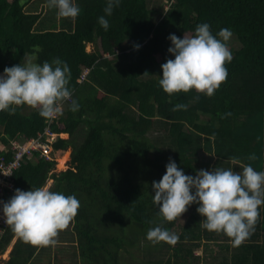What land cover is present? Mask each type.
Wrapping results in <instances>:
<instances>
[{
	"label": "trees",
	"instance_id": "obj_1",
	"mask_svg": "<svg viewBox=\"0 0 264 264\" xmlns=\"http://www.w3.org/2000/svg\"><path fill=\"white\" fill-rule=\"evenodd\" d=\"M44 1L33 12L25 0H0V72L30 57L36 63L58 57L70 67L69 87L79 109L70 111L65 102L63 115L50 125L67 135L53 147L58 153L71 149L70 167L52 173L55 162L36 154L22 161L13 181L14 191H28L53 179L50 190L79 200L71 230L55 238L72 246L73 264H201L195 251L212 243L234 249H217L204 264H264V204L251 235L233 246L223 232L202 227L197 204L181 214L187 220L180 226L179 217L166 221L152 198V182L165 173L169 158L193 176L200 169L240 172L246 164L264 171V0H121L105 17L107 31L97 20L105 15L106 0H74L80 8L75 18L59 17L53 7L47 14ZM162 2L167 9L151 5ZM201 23L213 35L229 28L241 45L225 64L227 79L211 97L194 89L169 95L158 83L161 65L174 58L168 37L192 36ZM176 104L187 108L173 111ZM27 106L0 111V158L10 161L15 143L49 127V118L38 108L25 112ZM204 115L209 119L203 121ZM156 226L179 239L148 240ZM16 236L8 226L0 254ZM50 248L18 237L7 264H36L38 251L47 255Z\"/></svg>",
	"mask_w": 264,
	"mask_h": 264
},
{
	"label": "clouds",
	"instance_id": "obj_2",
	"mask_svg": "<svg viewBox=\"0 0 264 264\" xmlns=\"http://www.w3.org/2000/svg\"><path fill=\"white\" fill-rule=\"evenodd\" d=\"M120 3L121 0H106L105 15L97 18L105 31L109 28L105 17L111 16ZM48 5L57 9L59 17L75 18L80 13L74 0H48ZM232 35L229 28L213 35L208 23L197 25L192 36L179 38L170 34L167 51L174 58L161 65L159 86L169 95L193 89L209 97L214 95L228 76L225 64L233 57L227 42ZM70 80L69 65L58 57L43 63L29 58L22 64L5 67L0 75V111L11 113L14 105L26 104L38 108L41 117L51 119L63 115L64 104L70 101L68 108L75 112L79 104L72 97ZM186 108V104H176L173 111ZM165 168L160 180L152 182V198L166 221L180 218L195 203L196 211L203 217L202 227L223 232L232 238L233 246L241 245L251 235L259 206L264 204V171L246 164L240 172L230 167L200 169L193 176L185 174L171 158ZM79 206L75 195L52 191L47 185L28 191L17 188L10 199L0 201V219L25 242L54 245L59 231L69 225ZM147 239L175 244L179 237L156 226L148 230Z\"/></svg>",
	"mask_w": 264,
	"mask_h": 264
},
{
	"label": "built area",
	"instance_id": "obj_3",
	"mask_svg": "<svg viewBox=\"0 0 264 264\" xmlns=\"http://www.w3.org/2000/svg\"><path fill=\"white\" fill-rule=\"evenodd\" d=\"M87 74L88 71L82 76L83 80ZM55 118L50 119L48 122L49 127H47L43 133H39L36 138L15 143L12 146V151L14 153L10 161L0 158V201H5V196L10 191H14L15 185L13 176L16 170L21 167L22 161L25 158L31 159L38 154L39 158L53 161L52 156H56L58 153L54 150L53 144L58 138H65L64 136H67L66 134H57L50 129V125ZM3 149L6 153L8 152V149L5 147ZM8 226L9 225L3 222V219H0V241L7 231Z\"/></svg>",
	"mask_w": 264,
	"mask_h": 264
},
{
	"label": "rangeland",
	"instance_id": "obj_4",
	"mask_svg": "<svg viewBox=\"0 0 264 264\" xmlns=\"http://www.w3.org/2000/svg\"><path fill=\"white\" fill-rule=\"evenodd\" d=\"M25 1L29 2L28 3V9L30 11L35 12L36 11L35 7L38 4V2L40 4H42L44 0H31V1L25 0ZM46 1H48V0H45L44 2H46ZM151 5L154 6L155 8L158 7L159 8L158 10H161V9L165 10V9L168 8L167 7L168 3H166V2H162L159 5L156 4V3H151ZM46 13L47 14L49 13V15H50V13H51L50 7H49V10L47 8ZM227 43H228V46H229L230 50H232V51L238 50L240 48V46H241L240 43L238 42V40H236L234 36H232ZM92 50H93V45L87 44V51L91 52ZM30 58L33 59L34 62H35V58L36 57H30ZM31 109H33V107L27 106V108L25 109V112H29V110H31ZM208 119H209V116H205V115L202 116V120L203 121H206ZM156 136H159V135H156ZM64 137L66 138L67 136H64ZM66 156H67V159H66L65 163L62 164V166H61V160L64 157H66ZM205 156H206V158L210 159V156L207 153H205ZM52 159L56 163L55 164V169L52 171V173H56L57 174L58 172H63V171L68 170V168L70 167V161H71V149H68L64 153H57L56 156H52ZM53 183H54V180L53 179H49L47 181V186H49L51 188ZM186 220H187V215H183L179 219L180 226H182L186 222ZM71 228L72 227L71 226L69 227V225H68V227H66L65 230L67 229V232H69L71 230ZM69 237H70L69 235L66 236V238H69ZM16 239L17 238H15V240L9 246L10 248L14 245V242H16ZM68 241H72V240H68ZM71 247L72 246H67V244L66 245H62V246L58 245L56 247V253H55L56 260H55L54 264H60L61 261L66 263V264H73L74 249L71 248ZM69 248H71V249H69ZM217 249H219L221 252H227V251L232 252L234 248H232L231 245H230L228 247V249H226V247H222L221 245H217V244L212 243V244H206L205 246L202 247V249L195 251V254L197 256H199L198 257L199 259H201V264H204L205 260L210 259L211 253H213L214 251H217ZM57 250H58V253H57ZM57 257H59L60 260H58ZM172 260H173V262H175L174 261L175 258H173ZM78 261H79V259H78Z\"/></svg>",
	"mask_w": 264,
	"mask_h": 264
},
{
	"label": "crops",
	"instance_id": "obj_5",
	"mask_svg": "<svg viewBox=\"0 0 264 264\" xmlns=\"http://www.w3.org/2000/svg\"><path fill=\"white\" fill-rule=\"evenodd\" d=\"M16 238L18 239V236H16ZM16 239V241H17ZM15 240V239H14ZM13 240V241H14ZM16 242H14L15 244ZM12 244V243H11ZM66 245V243H55L54 245H52V248L51 249V253H50V249H46L45 250V253H48L47 255H42L39 251L37 253V256L35 257L34 261L36 264H54L55 260H56V247L59 245V246H62V245ZM69 244H67L68 246ZM14 246V245H13ZM13 246L10 248L8 247L7 250L0 254V261H1V264H7V262L9 261L10 259V253L13 249ZM70 249V248H69ZM50 253V254H49ZM57 253H58V250H57ZM59 257H57L58 259Z\"/></svg>",
	"mask_w": 264,
	"mask_h": 264
},
{
	"label": "bare ground",
	"instance_id": "obj_6",
	"mask_svg": "<svg viewBox=\"0 0 264 264\" xmlns=\"http://www.w3.org/2000/svg\"><path fill=\"white\" fill-rule=\"evenodd\" d=\"M66 159H67V156H66V157H64V158L61 160V166H62V164H64V163H65Z\"/></svg>",
	"mask_w": 264,
	"mask_h": 264
},
{
	"label": "water",
	"instance_id": "obj_7",
	"mask_svg": "<svg viewBox=\"0 0 264 264\" xmlns=\"http://www.w3.org/2000/svg\"><path fill=\"white\" fill-rule=\"evenodd\" d=\"M3 74V72H0V75H2Z\"/></svg>",
	"mask_w": 264,
	"mask_h": 264
}]
</instances>
